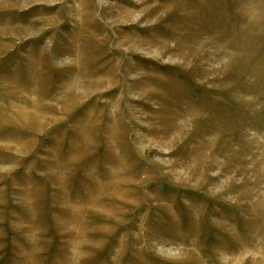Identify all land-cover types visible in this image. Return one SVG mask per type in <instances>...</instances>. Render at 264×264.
Returning a JSON list of instances; mask_svg holds the SVG:
<instances>
[{"label": "rangeland", "instance_id": "374dc122", "mask_svg": "<svg viewBox=\"0 0 264 264\" xmlns=\"http://www.w3.org/2000/svg\"><path fill=\"white\" fill-rule=\"evenodd\" d=\"M0 264H264V0H0Z\"/></svg>", "mask_w": 264, "mask_h": 264}]
</instances>
